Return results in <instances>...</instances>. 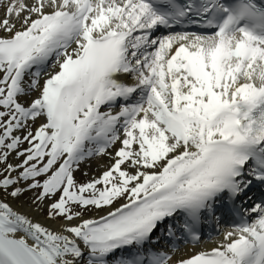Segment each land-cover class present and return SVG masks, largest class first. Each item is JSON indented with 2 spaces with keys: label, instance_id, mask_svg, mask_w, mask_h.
<instances>
[{
  "label": "snow or ice",
  "instance_id": "6c2138e0",
  "mask_svg": "<svg viewBox=\"0 0 264 264\" xmlns=\"http://www.w3.org/2000/svg\"><path fill=\"white\" fill-rule=\"evenodd\" d=\"M0 264H264V0H0Z\"/></svg>",
  "mask_w": 264,
  "mask_h": 264
},
{
  "label": "bare ground",
  "instance_id": "6f19581e",
  "mask_svg": "<svg viewBox=\"0 0 264 264\" xmlns=\"http://www.w3.org/2000/svg\"><path fill=\"white\" fill-rule=\"evenodd\" d=\"M95 166V165H94Z\"/></svg>",
  "mask_w": 264,
  "mask_h": 264
}]
</instances>
